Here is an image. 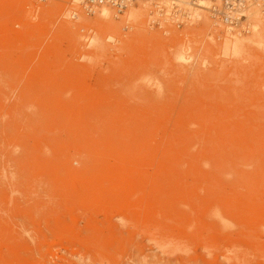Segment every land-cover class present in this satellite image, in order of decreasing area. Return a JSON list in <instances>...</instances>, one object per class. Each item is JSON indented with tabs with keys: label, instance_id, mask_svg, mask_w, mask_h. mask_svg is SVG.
Here are the masks:
<instances>
[{
	"label": "rangeland",
	"instance_id": "rangeland-1",
	"mask_svg": "<svg viewBox=\"0 0 264 264\" xmlns=\"http://www.w3.org/2000/svg\"><path fill=\"white\" fill-rule=\"evenodd\" d=\"M130 4L0 0V264H264V0Z\"/></svg>",
	"mask_w": 264,
	"mask_h": 264
},
{
	"label": "built area",
	"instance_id": "built-area-1",
	"mask_svg": "<svg viewBox=\"0 0 264 264\" xmlns=\"http://www.w3.org/2000/svg\"><path fill=\"white\" fill-rule=\"evenodd\" d=\"M136 0H79L80 5L88 12L94 13L101 6H110L118 11H122L128 4ZM155 1V0H153ZM211 4L210 11L214 17H225V21L234 23L239 21L243 16L248 6L254 0H208Z\"/></svg>",
	"mask_w": 264,
	"mask_h": 264
},
{
	"label": "bare ground",
	"instance_id": "bare-ground-1",
	"mask_svg": "<svg viewBox=\"0 0 264 264\" xmlns=\"http://www.w3.org/2000/svg\"><path fill=\"white\" fill-rule=\"evenodd\" d=\"M77 2H79V0H76ZM142 1H146V2H150V3H152V5H154L155 7H158L159 6V3L162 1V0H157L156 2H151V1H153V0H142ZM192 1V0H191ZM255 1V0H254ZM173 2V1H172ZM80 3V2H79ZM175 3V2H174ZM130 5H132V4H128L127 6L129 7ZM101 7H108V8H111L110 6H107V5H105V6H101ZM100 7V8H101ZM127 7V8H128ZM100 8H98V9H100ZM113 8V7H112ZM115 9V8H114ZM126 9V8H125ZM97 10V9H96ZM95 10V11H96ZM117 10V9H116ZM124 10V9H123ZM122 10V11H123ZM107 9L106 8H103L102 10H101V15L102 16H104V17H107ZM104 19V18H103ZM108 19H109V17H108Z\"/></svg>",
	"mask_w": 264,
	"mask_h": 264
}]
</instances>
